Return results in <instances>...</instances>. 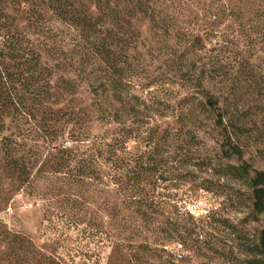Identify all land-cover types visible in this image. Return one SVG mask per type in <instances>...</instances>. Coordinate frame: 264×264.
Returning a JSON list of instances; mask_svg holds the SVG:
<instances>
[{"label": "trees", "instance_id": "1", "mask_svg": "<svg viewBox=\"0 0 264 264\" xmlns=\"http://www.w3.org/2000/svg\"><path fill=\"white\" fill-rule=\"evenodd\" d=\"M155 4L0 0L3 166L22 185L48 182L50 197L41 244L4 232L0 264H99L91 243L110 248L107 264H188L168 247L221 254L208 239L213 223L229 231L238 254L229 261L264 264V232L252 242L227 218L197 222L161 193L180 180L178 168L213 166L196 158L201 134H212L218 173L243 183L248 217L264 215V171L243 160L253 148L264 162V0H158V12ZM139 19L160 44H179L181 60L195 56L182 78L193 94L171 121L158 122L167 108L135 92ZM53 68L74 78L54 80ZM79 85L86 103L75 100ZM29 142L47 150L41 164Z\"/></svg>", "mask_w": 264, "mask_h": 264}, {"label": "rangeland", "instance_id": "2", "mask_svg": "<svg viewBox=\"0 0 264 264\" xmlns=\"http://www.w3.org/2000/svg\"><path fill=\"white\" fill-rule=\"evenodd\" d=\"M155 9L158 12V0ZM55 28H62L55 24ZM133 28L140 33V42L137 46V54L130 52L139 59L138 78L134 79L135 92L143 97L154 98L158 104L167 108L164 110L165 117H159L158 122L171 121L173 109L179 105L180 101L193 94L192 87L185 82L183 74L190 68V60H195V56H185L186 62L182 59V47L173 41L167 44L158 42V30L151 29L147 21L139 19L134 22ZM53 65V63H50ZM74 78L69 71H61L53 68V79ZM75 100L88 102L90 95L87 87L79 85L76 89ZM169 106V107H167ZM179 107V106H178ZM95 132V131H94ZM97 132V131H96ZM8 135L5 131L0 133V241L4 232L18 233L30 238L36 245L42 242L44 223L43 213L47 209L48 182L40 180L31 186L22 185L3 166V153L1 150V138ZM202 141L196 153L197 160L205 159L211 162V168L182 167L174 171V174L182 175L180 180H172L161 186V193L184 212H188L198 222H207V216L214 218H227L240 228L249 241L257 242L262 232H264V215H259L256 219L248 217L247 190L241 181L231 177L221 176L217 167L219 164V150L215 137L201 134ZM40 142H29L28 146L40 147ZM36 150V149H35ZM47 150L39 148V162L47 159ZM243 160L252 168L264 171V162L260 160L254 149H249ZM225 162V161H224ZM230 163L237 164L235 160ZM61 185V184H59ZM209 227V240L214 244L217 252L221 255L207 254L203 257H194L179 245L173 244L168 250L174 252L177 260L189 261L188 264H240L229 261L230 257L237 256L236 249L231 247L226 240L227 232L222 228ZM217 228V229H216ZM73 236V233L71 234ZM80 245V244H79ZM100 245V244H98ZM96 243L88 245L90 253H93L92 260L99 258V264H107V258L112 257L110 248L97 250ZM85 250V249H84ZM3 245L0 242V260L2 259ZM98 255V256H97ZM240 258V256H239ZM76 264H90L84 259H76Z\"/></svg>", "mask_w": 264, "mask_h": 264}]
</instances>
